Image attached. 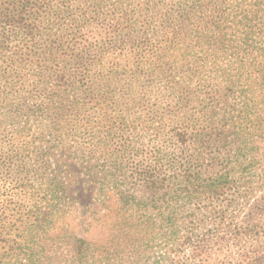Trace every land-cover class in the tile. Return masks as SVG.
<instances>
[{
	"label": "trees",
	"instance_id": "trees-1",
	"mask_svg": "<svg viewBox=\"0 0 264 264\" xmlns=\"http://www.w3.org/2000/svg\"><path fill=\"white\" fill-rule=\"evenodd\" d=\"M263 93L264 0H0V264H264ZM65 139L102 241L58 227Z\"/></svg>",
	"mask_w": 264,
	"mask_h": 264
},
{
	"label": "rangeland",
	"instance_id": "rangeland-1",
	"mask_svg": "<svg viewBox=\"0 0 264 264\" xmlns=\"http://www.w3.org/2000/svg\"><path fill=\"white\" fill-rule=\"evenodd\" d=\"M66 140L60 146L51 149L53 162L69 189L71 205L70 212L58 220V227L67 225L71 230L90 240L102 241L109 233V216L117 211L119 205L115 204L114 197L105 204L99 201L97 196V190L101 186L97 182L99 176L88 174L89 165L76 158L75 150ZM262 149L264 150V144ZM134 188L135 195L148 197L152 194V190L143 186ZM56 233L57 231L52 232L53 235ZM250 244L264 254V237Z\"/></svg>",
	"mask_w": 264,
	"mask_h": 264
}]
</instances>
